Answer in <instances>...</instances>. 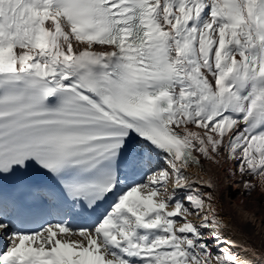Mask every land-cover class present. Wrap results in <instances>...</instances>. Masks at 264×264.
Wrapping results in <instances>:
<instances>
[{
  "label": "snow or ice",
  "instance_id": "1",
  "mask_svg": "<svg viewBox=\"0 0 264 264\" xmlns=\"http://www.w3.org/2000/svg\"><path fill=\"white\" fill-rule=\"evenodd\" d=\"M241 197L264 0H0V264H264Z\"/></svg>",
  "mask_w": 264,
  "mask_h": 264
},
{
  "label": "bare ground",
  "instance_id": "2",
  "mask_svg": "<svg viewBox=\"0 0 264 264\" xmlns=\"http://www.w3.org/2000/svg\"><path fill=\"white\" fill-rule=\"evenodd\" d=\"M255 196V194H253ZM240 199L244 200V204L248 205L250 209H255V221L247 225V231L255 234L264 236V203L254 204L248 199L241 197ZM235 203V199L233 201ZM239 223V220L237 221Z\"/></svg>",
  "mask_w": 264,
  "mask_h": 264
}]
</instances>
